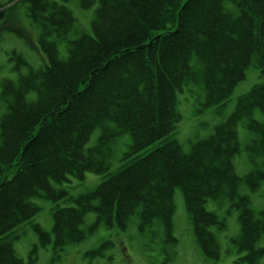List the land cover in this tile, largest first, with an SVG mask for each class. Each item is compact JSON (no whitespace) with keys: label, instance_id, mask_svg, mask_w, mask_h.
Wrapping results in <instances>:
<instances>
[{"label":"trees","instance_id":"obj_1","mask_svg":"<svg viewBox=\"0 0 264 264\" xmlns=\"http://www.w3.org/2000/svg\"><path fill=\"white\" fill-rule=\"evenodd\" d=\"M23 1L31 22L40 26L37 41L47 63L0 93L12 96L0 123V264H24L11 235L39 210L32 198L67 199V190L51 182L81 179L86 172L106 178L72 198L75 204L52 211L56 247L84 239L89 212L109 225L123 227L135 214L140 224L159 220L170 230L173 191L180 188L207 258L219 259L209 227H224V218L207 203L226 199L238 211L240 236L234 243L257 264L264 253L255 248L264 232V209L255 214L248 196L238 192L236 115L187 153L168 138L178 118L176 92L184 85L204 91L206 101H221L248 67L264 76V0H99L92 34L75 40H67L74 19L63 6ZM93 1L81 0L82 7ZM58 40L65 41V57L58 56ZM237 101L238 117L245 116L256 134L249 148L264 160V81ZM253 108L263 113L262 122L250 117ZM98 127L103 129L97 144L86 147ZM116 134H127L130 141L110 172L104 147ZM258 170L246 176L251 188L264 179V169Z\"/></svg>","mask_w":264,"mask_h":264},{"label":"rangeland","instance_id":"obj_2","mask_svg":"<svg viewBox=\"0 0 264 264\" xmlns=\"http://www.w3.org/2000/svg\"><path fill=\"white\" fill-rule=\"evenodd\" d=\"M13 1L0 0V6L13 7L9 12L0 9V91L2 86L18 83L21 77L31 76V69L36 70L47 63L40 48L39 51L25 41L29 36L35 42L38 34V30L26 16L27 4L22 3V0L12 4ZM56 1L65 5L73 15L74 24L69 32V39L92 34L91 23L99 0H94L87 8L79 5L80 0ZM21 32L24 36L17 37L13 34ZM64 45L63 41L58 43L60 57L67 54ZM263 81L264 76L250 66L246 69L245 78L234 87L226 100L221 101H206L204 91L192 84L184 85L182 90L176 92L178 118L172 137L168 139L173 138L182 148V152L187 153L194 143L208 137L214 126L219 124L218 128L224 127L229 124L233 115L238 119V97ZM30 95L33 96L31 93ZM8 97L12 98L11 95ZM7 102L8 99L0 98V123L5 118ZM15 116L16 113L6 121L7 131ZM253 117L263 119L258 108H254ZM102 129L103 127H98L90 133L87 147L97 144ZM237 136L240 152L234 157L233 163L234 173L239 177L238 192L248 195L249 206L256 214L264 209V179L258 186L251 188L246 183V176L260 171L258 169H264V160L248 149L254 133L243 123L237 125ZM129 141L127 134H116L105 145L111 172L119 167V156L127 150ZM160 143L154 145L158 146ZM105 178L106 175L103 174L86 172L81 179L71 177L67 182L52 181V187L68 191V198L58 202L40 196L33 197L32 201L40 209L11 235L17 258L24 264H252L247 257L248 253L238 249L231 241L240 235V223L237 209L230 206L226 199L220 204L215 200H208L207 209L214 211L219 218H224L225 226L209 227L217 239L220 258L211 260L204 256L193 234L192 222L186 212L180 188H174L173 191L172 232L164 228L159 220L140 224L138 216L133 215L126 225L119 227L115 222L110 225L96 222L95 213L89 212L82 225L87 230L84 239L57 251L53 244L52 211L71 205L74 203L71 202L72 198L91 192ZM33 227L40 232L44 244ZM256 246L264 248V232ZM258 262L264 264V254L258 258Z\"/></svg>","mask_w":264,"mask_h":264},{"label":"bare ground","instance_id":"obj_3","mask_svg":"<svg viewBox=\"0 0 264 264\" xmlns=\"http://www.w3.org/2000/svg\"><path fill=\"white\" fill-rule=\"evenodd\" d=\"M53 9H54V8H51V12H52L54 15H58V12H57L56 10H53ZM144 36H145V37H149V34H148V33H145ZM111 62H114V61H111ZM148 101H149L148 99H145V100H144V103L147 104ZM253 110H254V108H253ZM237 122H238V123H243V125H244L245 127H247V126H246V118H245V116L240 115V116L238 117V119H237ZM247 129H248V128H247ZM238 145H239V143H238ZM250 145H251V143H250ZM239 152H240V146H239ZM239 152H238V154H239ZM236 155H237V154H236ZM236 155H235V156H236ZM235 156H234V157H235ZM233 165H234V163H233Z\"/></svg>","mask_w":264,"mask_h":264}]
</instances>
